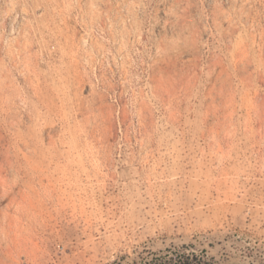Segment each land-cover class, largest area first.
Listing matches in <instances>:
<instances>
[{
  "label": "rangeland",
  "instance_id": "rangeland-1",
  "mask_svg": "<svg viewBox=\"0 0 264 264\" xmlns=\"http://www.w3.org/2000/svg\"><path fill=\"white\" fill-rule=\"evenodd\" d=\"M0 264H264V0H0Z\"/></svg>",
  "mask_w": 264,
  "mask_h": 264
}]
</instances>
